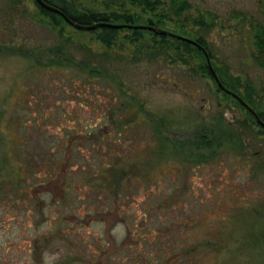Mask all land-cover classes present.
I'll return each mask as SVG.
<instances>
[{
    "label": "rangeland",
    "instance_id": "rangeland-1",
    "mask_svg": "<svg viewBox=\"0 0 264 264\" xmlns=\"http://www.w3.org/2000/svg\"><path fill=\"white\" fill-rule=\"evenodd\" d=\"M67 1L138 24L162 16L160 29L202 39L264 116V0H187L181 15L169 0L154 14ZM98 33L54 28L34 0H0V264H264V131L176 39L132 44L123 29L106 47ZM57 54L65 66H45ZM129 97L180 141L212 130L216 155L177 154L149 123L126 126Z\"/></svg>",
    "mask_w": 264,
    "mask_h": 264
},
{
    "label": "trees",
    "instance_id": "trees-1",
    "mask_svg": "<svg viewBox=\"0 0 264 264\" xmlns=\"http://www.w3.org/2000/svg\"><path fill=\"white\" fill-rule=\"evenodd\" d=\"M43 1H45V3H48L52 7L58 8L72 22L79 23V24L85 25V26L92 25V24H95L97 22H104V23L109 22V23L115 24V25H119V24L128 25V26H130V25L151 26L152 25V26L157 27V28H162V23L164 20L163 17L161 16L157 20H153V19L150 20L149 19L144 23L140 22V24H138L139 23L137 20L138 15H131V14H126V13H115V12L100 13V12H94V11H88L86 13H79L76 11V9L74 10L73 5H71V3L68 2L67 0H43ZM169 1L172 4V7H174L175 14H177V15H181L183 13V11H185L189 8V4H188L187 0H169ZM131 2H132V4H134L138 7L142 6V9H143L142 11L143 12H149L150 14L151 13L154 14L156 12V10L159 9V7L163 4L162 0H131ZM39 9H40L42 14H45L48 17V19L50 20V22L54 28L60 27L62 24H65L63 22L62 18L60 16H58L57 14L49 13L46 10L41 9L40 7H39ZM123 29H125V28H123ZM123 29H119V30H123ZM119 30L109 28V27L108 28H105V27L98 28L99 33L97 36V41H99L100 43H102L106 47L112 46L115 43V41L117 39H119L118 38ZM126 31L129 32V35H127V37L124 36L125 37L124 39H126L128 43H132V44L140 43L141 38H143L145 35L151 36L152 38H157V39L161 40L162 43L167 41V39H168V37H166V36L158 37V36L154 35L152 32H149L147 30H142V29L141 30H135V29L130 28V29H126ZM254 36H255V47L257 48L258 55L262 56L264 54V27L259 26L257 28ZM195 40L197 41V43L199 45H201L205 49L202 39H195ZM174 42L179 44V46L182 47L183 50H185L186 52H194V53L196 52L204 60V57H203L201 51L199 49H197L196 47H194V46H192L186 42H181V41H177V40H174ZM67 64L68 63H66V65ZM51 65H55V66L57 65V66L64 67L65 66V58H63V56L60 58L59 54H57L55 59H49L45 63V66H51ZM75 67L79 71L82 70V71L87 72V74H88L87 76L96 77L97 79L101 78L103 80L109 81L110 84L111 83L114 84V82L112 80H110L109 76L101 75V74L97 73L92 68H86L85 67L82 69L81 65H78V66L75 65ZM201 68L210 74L209 70H207V68H206L205 60H204V65ZM215 71L217 74V78L219 79V81H221L223 87L226 90H228V91L230 90V91L234 92L235 94H237L239 97L242 98L243 101L246 102V104L251 109L256 111L254 109V104H253V101L251 99L252 90L248 89L247 96L241 95L239 93V91L237 90L238 83L235 80L229 79L230 77L229 78L225 77L227 74L222 73L220 70H215ZM217 89H218V91H221L219 88H217ZM122 94L123 93L120 91L119 95L121 96V98L123 97L125 100H127L126 96H123ZM128 103L130 104V106L132 108L135 107L134 110H132L131 114H129V117L131 119L130 120L131 124H134L137 122L149 123L150 126L153 128V130H155V134L163 135L167 142H171V143L175 144L176 147L178 146L179 143H180L179 144L180 147H183L186 142L191 141V143H189V144L191 146H193V149L196 152V154L198 155V157H203V158L209 157V158H211V156L214 157L216 155V153H217L216 151L220 147V145H218L219 138H217L216 134H214V132H212V130L206 131V130L202 129L198 133H197V131H194L191 135L190 134L188 135L190 138L187 139L186 142L180 141V140H174L173 138L170 140V138H168V135H170L169 130H166V128L164 126H162V124L159 123V121L156 119V117L152 116L146 110H143V108L141 106L133 105L134 103L130 97H129ZM258 115H259L261 121L264 122L263 114L258 113ZM250 118H251V120H253V118L251 116H250ZM253 122H254V120H253ZM263 131H264V129H262V132Z\"/></svg>",
    "mask_w": 264,
    "mask_h": 264
},
{
    "label": "water",
    "instance_id": "water-1",
    "mask_svg": "<svg viewBox=\"0 0 264 264\" xmlns=\"http://www.w3.org/2000/svg\"><path fill=\"white\" fill-rule=\"evenodd\" d=\"M34 2L41 8V9H44L46 10L47 12L49 13H52V14H57L58 16H60L63 20L64 23H67L68 25H70L72 28H74L75 30H79V31H84V32H87V31H95V30H98V28H102V27H105V28H113V29H135V30H147L149 32H152L154 35H157V36H166V37H169V38H174L176 40H179L181 42H186L194 47H196L197 49H199L204 57V60L206 62V68L207 70H209L210 74H211V77L213 79V81H215L216 83V86L217 88H219L221 91H223L224 93H226L229 97L231 96L235 101H237V103L242 106L246 112H248L251 117L253 118L254 122H256V124L264 129V122L261 121L258 113L256 111H254L253 109H251L245 101L242 100L241 97H239L237 94H235L234 92L232 91H228L226 90L221 81H219V79L217 78V74H216V71L213 69L212 65H211V59H209V55H208V52L206 49H204L201 45H199L197 43V41H194L192 39H189L187 37H182V36H179V35H176L175 33H171L170 31H167L165 29H160V28H157V27H154V26H145V25H140V26H134V25H122V24H119V25H115V24H111V23H104V22H97L95 24H92V25H81L79 23H74L72 22L71 20H69V18L64 14L62 13L58 8L56 7H52L50 6L48 3H45V1L43 0H34Z\"/></svg>",
    "mask_w": 264,
    "mask_h": 264
},
{
    "label": "flooded vegetation",
    "instance_id": "flooded-vegetation-1",
    "mask_svg": "<svg viewBox=\"0 0 264 264\" xmlns=\"http://www.w3.org/2000/svg\"><path fill=\"white\" fill-rule=\"evenodd\" d=\"M137 106H141V105H137ZM142 108H143V110H145V108L143 107V106H141ZM151 114V113H150ZM152 115V114H151ZM250 115V114H249ZM251 116V115H250ZM129 122V123H128ZM118 124H120V122H118ZM129 125H131V123H130V120L129 121H127L126 122V126H129ZM153 133L155 134V130H153ZM170 134V133H169ZM155 137H157V139L159 140V142L161 141L162 142V144H163V146L165 145V147H169L170 148V150L172 151V152H174V153H177V154H179V153H185L187 156H189V157H198V155L196 154V152L194 151V149H193V146H191L190 144L188 145V142H186V141H184V140H182V141H184V142H186L185 144H184V146L183 147H180V143L178 144V146L176 147V145L175 144H173V143H171V142H167L166 141V139L164 138V136L163 135H158V134H155L154 135ZM166 136V135H165ZM168 138H170V140L173 138V139H175V140H179V139H176L174 136L172 137L171 135H168ZM188 138H186V140H187ZM180 142V141H179ZM182 143V142H181ZM191 143V142H190ZM135 242V245H138L139 244V240H137V241H134Z\"/></svg>",
    "mask_w": 264,
    "mask_h": 264
}]
</instances>
